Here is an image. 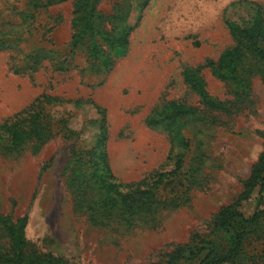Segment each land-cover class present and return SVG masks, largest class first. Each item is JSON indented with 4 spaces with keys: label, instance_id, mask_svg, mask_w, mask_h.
I'll return each mask as SVG.
<instances>
[{
    "label": "rangeland",
    "instance_id": "1",
    "mask_svg": "<svg viewBox=\"0 0 264 264\" xmlns=\"http://www.w3.org/2000/svg\"><path fill=\"white\" fill-rule=\"evenodd\" d=\"M144 1L99 0L100 32L74 39L76 0H0V216L27 217L31 252L167 264L183 247L230 245L216 219L264 151V60L241 45L227 77L209 61L235 53L234 26L261 24L253 32L264 39V0ZM86 151L104 153L107 167ZM161 172L173 174L154 189L152 212L122 208L124 194L150 189ZM72 177L87 179L89 207L75 206ZM260 190L238 206L261 213L234 264H264ZM11 249L0 221V251Z\"/></svg>",
    "mask_w": 264,
    "mask_h": 264
},
{
    "label": "trees",
    "instance_id": "2",
    "mask_svg": "<svg viewBox=\"0 0 264 264\" xmlns=\"http://www.w3.org/2000/svg\"><path fill=\"white\" fill-rule=\"evenodd\" d=\"M51 1V0H50ZM99 0H76L75 3V17L73 19V25L75 29L74 39H81L84 34L94 35L96 31V21H94V10ZM149 0H145L143 6L148 3ZM258 24V23H257ZM255 25L247 30H242L240 27L234 26V31L239 34L238 46L235 53L228 51L217 62L209 61V65L215 70L217 74L222 77H227L228 73L223 72V67H234L230 70L231 75L237 73V60L239 53L242 52L241 45L259 58L260 61L264 60V39L259 40L254 34L256 27L261 24ZM263 28V27H261ZM131 29L128 30V32ZM100 32V31H98ZM129 33H125L121 37L122 44L127 43V37ZM242 36V37H240ZM112 47H115L113 40ZM243 41H246L244 44ZM1 42V40H0ZM243 48V47H242ZM238 57L236 58V56ZM195 88L204 93V91L198 85ZM204 97L206 95L204 94ZM26 119V117H23ZM104 123V118L103 121ZM103 134L100 136V141H105L106 128L102 125ZM16 133V131H14ZM89 156L88 161L94 165H100L101 167H107L106 155L101 152L93 156V152L86 151ZM81 154V155H80ZM96 154V153H95ZM78 160H83L82 152L76 154ZM99 158L102 162L99 163ZM97 171V170H95ZM94 173V172H93ZM91 174V176L93 175ZM173 173L161 172L157 173V179L152 182V187L148 190H135L131 193H126L121 197L118 202L122 205V208L129 210L131 213H150L154 210L156 201L154 200V189H157L169 176ZM70 187L77 193V199L75 206L79 209L89 207L92 200L86 196L89 187L87 179L82 181L72 177L69 181ZM260 185V192H264V151L259 157L258 162L253 166L251 176L247 181V189L238 198V200L220 211L217 216L216 224L218 227L227 231L230 236V245L228 248L215 252L211 246H202L196 251H189L187 248H181L178 251L172 253L167 264H177L181 260L191 261L194 259L199 260V264H225L236 263L240 256L244 245V238L246 235V229L248 224L256 223L260 217V210H256L251 217H245L238 209V206L242 200L248 197L250 190L255 186ZM0 221L6 226V231L12 241V249L9 252L0 251V264H68L62 257L53 255L52 253H38L36 251L31 252L27 249V238L25 234V224L27 217L19 218L17 222H12L10 216H0Z\"/></svg>",
    "mask_w": 264,
    "mask_h": 264
}]
</instances>
